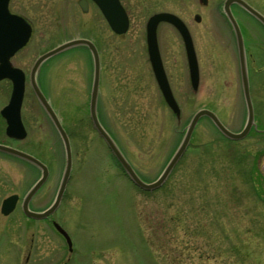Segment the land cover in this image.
Listing matches in <instances>:
<instances>
[{
	"label": "rangeland",
	"instance_id": "obj_1",
	"mask_svg": "<svg viewBox=\"0 0 264 264\" xmlns=\"http://www.w3.org/2000/svg\"><path fill=\"white\" fill-rule=\"evenodd\" d=\"M224 1L209 0L203 5L201 0H124L132 19L129 31L116 37L106 22L103 25L98 94L101 121L146 182L161 174L196 111L214 110L234 131L246 123L238 49L234 29L223 11ZM249 1L264 10V0ZM160 9L177 12L189 23L200 67V83L194 91L182 39L175 29L162 26L158 32L161 54L181 107L178 126L158 88L146 50L145 22ZM196 14L201 16L200 22L195 20ZM240 20L248 58L256 60L261 51V27L249 18L241 16ZM78 33L65 31L51 39L56 43ZM42 52L34 41L13 63L29 77ZM248 73L255 118H262L264 71L248 65ZM39 78L63 126L73 135L74 167L67 204L76 215L71 219L73 237L88 252L103 247V252L113 251V259L121 264H264V202L256 198L249 182L255 167L264 190V170L256 165L264 143L258 144L254 134L233 142L209 119H201L188 150L165 184L152 192L142 191L118 168L93 128L89 114L93 57L82 50L61 54L44 62ZM11 90L10 81L0 83V109ZM22 115L28 135L20 143H9L48 162L51 175L44 189L57 190L66 163L65 147L37 101L29 78ZM39 172L0 154V207L5 197L26 191ZM256 180L252 178L257 186ZM19 220L17 213L0 216V222Z\"/></svg>",
	"mask_w": 264,
	"mask_h": 264
},
{
	"label": "flooded vegetation",
	"instance_id": "obj_2",
	"mask_svg": "<svg viewBox=\"0 0 264 264\" xmlns=\"http://www.w3.org/2000/svg\"><path fill=\"white\" fill-rule=\"evenodd\" d=\"M120 1L128 13L129 29H130V26L132 25V19L124 3V0H120ZM252 5L254 4L252 3ZM254 7L257 8L264 15V10L258 8L256 5ZM231 10L234 16L236 17V19L238 20L240 26L242 27L244 25L240 20L241 16H243L246 19L249 18L251 20L257 21L256 18H254V16L246 10V8H244L242 5L238 3H233V5H231ZM8 11L12 15L21 16L25 18L32 28V35L30 41L24 48H26L31 43L36 41V43L38 45H41L43 48L42 54L49 52L57 48L58 46L67 43L68 41L74 39H83L89 41L92 45L95 46L101 61L102 58L101 36H103L102 33H103L104 23L106 22L107 26L109 27V31L111 35L116 37L121 36L118 33H116L109 25L107 19L105 18L102 7L95 0H9ZM164 11L172 12L167 9H160L154 11L150 14V16H148V19L145 22V43H146L147 55H148V44H147L148 21L150 17H152L154 14ZM172 13L176 14L184 21L187 29L191 33L189 23H187L184 20V18L177 12L173 11ZM44 14H46V16ZM61 18L65 19V23H62ZM257 22L259 23L262 32V34L259 35L258 37V45L261 48V51L259 52V55L256 58V60H249L248 58L249 53H248V49L246 48L247 65L257 66L258 69L264 71V24H262L260 21ZM162 26L175 29L180 35L185 49V45L181 33L179 32L177 27H175V25H173L171 22L168 21H162L157 26V38H158L159 48H160V44H159L158 32ZM76 30L79 31V33L78 35L72 38L64 39L56 43H54V38L51 39V37H57L58 35L62 34L65 31L73 32ZM126 33L122 35H125ZM94 36L97 37L94 38ZM244 43H246L245 37H244ZM23 49L19 50L11 58V62L14 66L16 65L13 63V58ZM78 50H82L92 56V51L89 45L80 44L67 48L64 51H61L60 53L51 57L50 59L55 58L67 52H73ZM160 52H161V48H160ZM44 62L41 64L36 75L38 81L40 80L39 78L40 70ZM149 64L151 66L150 59H149ZM26 77L27 79L28 78L30 79V76L29 77L26 76ZM2 81H0V83ZM11 86H12V82H11ZM260 87L263 89V85H261ZM11 93L9 95L8 101H6L1 106L0 109V143L10 145L12 147L19 148L29 152L28 150L24 149L19 145L14 146L11 143H9V141L20 143L24 139L20 141H16L14 139L7 137L6 135L7 120L2 115V109L4 106H6L9 103L11 98ZM260 96L264 99V93L260 94ZM263 106L264 103L262 102V111L264 112ZM22 111H23V107H22ZM97 114L99 119L101 120V115L99 113L98 106H97ZM49 121L51 122L50 119ZM51 124L53 125L52 122ZM244 126L240 130L235 132H240L244 128ZM53 127L56 130L55 125H53ZM64 128L72 144L73 135L71 129L67 125H65ZM93 128L95 129L96 134L102 139L101 135L96 130V128L95 127ZM106 130L111 134L113 139H115L116 141L114 135L107 128ZM253 134L256 136L257 142H259L258 144L262 145L264 143V117L255 118V125L252 126L247 136L242 140L251 137ZM29 153L41 159L44 162V164L48 167L49 170L48 177L47 180L43 183V185L33 194V196L26 205L25 199L27 197V194L31 186H33L42 176L41 168L37 165L36 166L34 165V167L40 171L39 177L26 191L18 194L19 195L18 203L15 210L12 213L8 215L0 213L1 217H10L14 213H17L20 216V220L17 222H4V221L0 222V264H121L118 262V259H113L114 258L112 255L113 251L103 252L104 248L102 247V249L88 252L85 244L79 242L78 238L73 237L71 219H75L76 215H74L73 213L74 211L72 210V206L67 204V200L69 199V194H70L69 193L70 179L73 176L72 175L73 173L71 174V177L68 181L65 191L63 192V195L60 199V203L55 207L54 211L43 216L29 215L27 213V209L30 212L37 214L46 213L49 209L52 208L54 202L56 201L60 187L59 185L57 190L54 189L51 192H48L49 191L48 189L46 190L44 189V186L49 180L51 175L50 166L48 165V162L40 158L38 154L33 152H29ZM4 155L11 156L8 154H4ZM18 160L21 162H25L23 159H18ZM262 162L264 163V150L261 149L258 153L256 165L258 166L260 164L262 170H264V166H262L263 165ZM158 239L161 240L162 238L158 237ZM115 255L116 257H118L116 253ZM122 264H128V263L125 262Z\"/></svg>",
	"mask_w": 264,
	"mask_h": 264
},
{
	"label": "water",
	"instance_id": "obj_3",
	"mask_svg": "<svg viewBox=\"0 0 264 264\" xmlns=\"http://www.w3.org/2000/svg\"><path fill=\"white\" fill-rule=\"evenodd\" d=\"M8 1L9 0H0V81L5 78L10 79L13 83V89L8 105H6L2 109V115L7 120V129H6L7 135L11 138L22 140L27 136V130L24 126L21 117V109H22V104L26 89V76H25V72L21 68L15 67L12 64L11 58L12 56L15 55L17 51H19L20 49H22L24 46L27 45L31 37L32 29L29 23L23 17L12 15L8 11ZM95 1L99 3L100 6L102 7L105 18L107 19L109 25L116 33L123 34L128 31L129 17L127 15L125 8L122 6L120 0H95ZM201 2L203 4H207L208 0H201ZM233 3H238L242 5L244 8H246L247 11H249L263 24H264V15H262L259 11L254 9L244 0H225L224 11L227 14L229 20L231 21L236 34L242 85H243L244 97L248 109V118H247L246 126L241 132H233L223 124V122L220 120L217 114L212 110L206 108L198 110L191 118L190 123L187 127V131L179 147L177 148L176 152L169 160L168 164L166 165L161 175L157 178V180L153 182H145L139 177V175L132 167L130 162L127 160V158L124 156V154L122 153L116 142L113 140V138L105 130V128L102 126L101 122L99 121L96 107H97L99 82H100V59L95 46L92 45L87 40L74 39L58 46L57 48L47 53H44L36 60L31 70V85L35 95L37 96L41 105L43 106V108L45 109V111L53 121L54 125L56 126L57 130L59 131V134L63 139L66 150V165H65L62 181L59 187V192L52 208L49 209L44 214L33 213L27 209V213L29 215L43 216L54 211L55 207L60 203V199L63 195V192L65 191V188L67 186V183L71 175L72 165H73L72 149H71V143L69 137L65 129L63 128L53 107L51 106V104L43 94L42 90L40 89L36 81L35 75L39 66L46 59L75 45H80V44L89 45L94 57V80H93V87H92L91 101H90V113L94 126L97 129V131L100 133V135L103 137L108 147L110 148L112 154L118 160V162L120 163V165L122 166L128 177L130 178V180L133 181L140 188L144 190L153 191L160 188L166 182L172 170L177 165V163L179 162V160L181 159V157L184 155L185 151L189 147L193 132L199 120L202 117L204 116L208 117L218 128V130L225 137L229 139L240 140L243 139L248 134L252 125L254 124V108L250 94L249 75H248V68L246 63V53H245L243 36L241 29L235 17L233 16L230 8V6ZM195 19L196 21L199 22L201 21V16L197 14L195 16ZM162 21H168L171 22L173 25H175V27H177V29L179 30V32L183 37L186 48L191 84L194 91H197L200 83L199 63L191 34L187 29L185 23L181 20V18H179L177 15L171 12H159L154 14L152 17H150L147 24V44H148L149 59L152 65V69L157 84L161 90V93L167 105L174 112L177 119L180 120L181 108L173 94L167 73L163 65V61L161 58L160 49L158 45L157 26ZM0 151L25 159L39 166L42 169L41 178L32 186V188L29 190L27 194V197L25 199V204L27 205L28 201L31 199L33 194L47 180L49 173L48 167L38 158L22 150L0 144ZM18 199H19L18 194H12L7 196L2 201L1 212L5 215H8L11 212H13L17 206Z\"/></svg>",
	"mask_w": 264,
	"mask_h": 264
},
{
	"label": "trees",
	"instance_id": "obj_4",
	"mask_svg": "<svg viewBox=\"0 0 264 264\" xmlns=\"http://www.w3.org/2000/svg\"><path fill=\"white\" fill-rule=\"evenodd\" d=\"M254 170H253L254 172L252 171V175H250V177H249V179H250L249 182L251 183L252 190H253V193H255L254 195L256 196V198L258 200H261V201L264 202V190L262 189L260 181H259L260 180V176L258 175L257 169L255 167H254ZM254 173L255 174L257 173L258 177ZM252 178L253 179H257L258 178V180H256V182L259 181V185L260 186L259 185L256 186V183L252 181Z\"/></svg>",
	"mask_w": 264,
	"mask_h": 264
}]
</instances>
